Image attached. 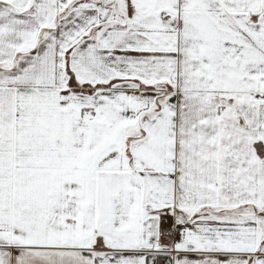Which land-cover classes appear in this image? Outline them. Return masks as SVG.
<instances>
[{"label": "snow or ice", "instance_id": "obj_1", "mask_svg": "<svg viewBox=\"0 0 264 264\" xmlns=\"http://www.w3.org/2000/svg\"><path fill=\"white\" fill-rule=\"evenodd\" d=\"M0 264H264V0H0Z\"/></svg>", "mask_w": 264, "mask_h": 264}]
</instances>
